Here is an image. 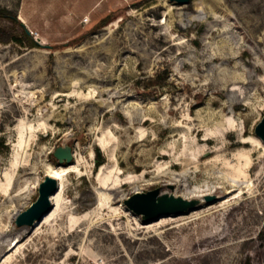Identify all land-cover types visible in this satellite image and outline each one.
Returning a JSON list of instances; mask_svg holds the SVG:
<instances>
[{
    "label": "rangeland",
    "instance_id": "rangeland-1",
    "mask_svg": "<svg viewBox=\"0 0 264 264\" xmlns=\"http://www.w3.org/2000/svg\"><path fill=\"white\" fill-rule=\"evenodd\" d=\"M4 8L43 46L0 16V264H264V0ZM51 167L60 207L18 226ZM156 188L214 192L147 223L125 202Z\"/></svg>",
    "mask_w": 264,
    "mask_h": 264
},
{
    "label": "water",
    "instance_id": "water-1",
    "mask_svg": "<svg viewBox=\"0 0 264 264\" xmlns=\"http://www.w3.org/2000/svg\"><path fill=\"white\" fill-rule=\"evenodd\" d=\"M181 4L191 0H175ZM256 135L264 142V116L255 127ZM55 156L61 161L64 158L72 160L70 147H60L56 150ZM58 181L55 178L46 177L40 185V195L27 210L16 217V224L20 227L32 226L53 208L51 195L57 190ZM208 199H210L208 197ZM202 202L201 199H185L169 192H161L160 188L148 192H136L126 200V205L135 213L141 215L144 220L152 221L164 215L183 214L196 209Z\"/></svg>",
    "mask_w": 264,
    "mask_h": 264
},
{
    "label": "bare ground",
    "instance_id": "bare-ground-1",
    "mask_svg": "<svg viewBox=\"0 0 264 264\" xmlns=\"http://www.w3.org/2000/svg\"><path fill=\"white\" fill-rule=\"evenodd\" d=\"M67 173H68V168H66V167L65 168H61V169H58V168H55V167H51V169L49 170L47 176L55 178L58 181V188L51 195V199H52V202H53V209H51L49 212H47L41 219L37 220L36 223H35L36 226L38 224H40L42 221L47 220L50 217V215H52L55 212V210L60 207V205L62 203V200H63L62 181L65 179ZM213 192H214L213 190H209L207 192H202V193L198 192V193H193L191 195H185V196L180 195V196L184 197L185 199H189V200H191V199H200V198L206 197L207 195H210V193H213ZM52 210H54V211L52 212ZM129 210L132 211L130 208H129ZM192 210H195V209H192ZM192 210H190V211H192ZM187 212H189V211H187ZM173 215H179V214H173ZM167 216H169V215H167ZM152 221H154V220H152ZM152 221H150V222H152ZM147 223H149V222H147ZM34 225H32V226H34ZM18 243L19 242L17 241L14 244V246L16 247L18 245Z\"/></svg>",
    "mask_w": 264,
    "mask_h": 264
},
{
    "label": "trees",
    "instance_id": "trees-1",
    "mask_svg": "<svg viewBox=\"0 0 264 264\" xmlns=\"http://www.w3.org/2000/svg\"><path fill=\"white\" fill-rule=\"evenodd\" d=\"M0 16H3L5 18H7L8 20L17 23L20 25L21 27V33L19 35H15L12 36L11 39L18 42V43H25L30 47H42L43 44L36 40L31 34L30 32L26 29V27L24 26V24L22 22H20V20L16 17L15 14H13L10 10L8 9H2L0 10ZM109 17H107L106 19H104V21L102 22V25H105L109 22ZM8 39V38H7ZM6 41H10V40H6ZM103 163V159L100 157L97 160V164L101 165Z\"/></svg>",
    "mask_w": 264,
    "mask_h": 264
}]
</instances>
